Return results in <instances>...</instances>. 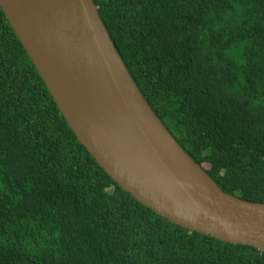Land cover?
<instances>
[{"label": "trees", "instance_id": "trees-1", "mask_svg": "<svg viewBox=\"0 0 264 264\" xmlns=\"http://www.w3.org/2000/svg\"><path fill=\"white\" fill-rule=\"evenodd\" d=\"M94 3L182 148L224 192L264 203V0ZM0 264H264V252L191 232L124 191L0 6Z\"/></svg>", "mask_w": 264, "mask_h": 264}, {"label": "water", "instance_id": "water-1", "mask_svg": "<svg viewBox=\"0 0 264 264\" xmlns=\"http://www.w3.org/2000/svg\"><path fill=\"white\" fill-rule=\"evenodd\" d=\"M70 128L138 202L191 232L264 252V203L224 192L127 69L94 0H0Z\"/></svg>", "mask_w": 264, "mask_h": 264}, {"label": "rangeland", "instance_id": "rangeland-1", "mask_svg": "<svg viewBox=\"0 0 264 264\" xmlns=\"http://www.w3.org/2000/svg\"><path fill=\"white\" fill-rule=\"evenodd\" d=\"M206 169H209V166L208 165H205Z\"/></svg>", "mask_w": 264, "mask_h": 264}]
</instances>
